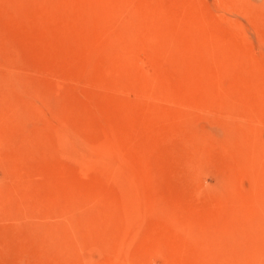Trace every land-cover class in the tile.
<instances>
[{"label":"rangeland","instance_id":"1","mask_svg":"<svg viewBox=\"0 0 264 264\" xmlns=\"http://www.w3.org/2000/svg\"><path fill=\"white\" fill-rule=\"evenodd\" d=\"M0 264H264V0H0Z\"/></svg>","mask_w":264,"mask_h":264}]
</instances>
